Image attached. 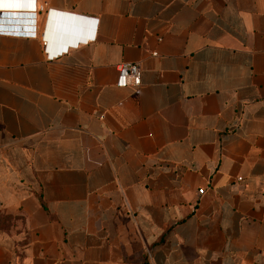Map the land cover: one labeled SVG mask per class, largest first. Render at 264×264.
<instances>
[{
	"label": "crops",
	"instance_id": "1",
	"mask_svg": "<svg viewBox=\"0 0 264 264\" xmlns=\"http://www.w3.org/2000/svg\"><path fill=\"white\" fill-rule=\"evenodd\" d=\"M20 10L35 34H0V264H264V0ZM50 11L91 36L54 39ZM122 61L138 86L115 85Z\"/></svg>",
	"mask_w": 264,
	"mask_h": 264
},
{
	"label": "built area",
	"instance_id": "2",
	"mask_svg": "<svg viewBox=\"0 0 264 264\" xmlns=\"http://www.w3.org/2000/svg\"><path fill=\"white\" fill-rule=\"evenodd\" d=\"M15 2L18 6H15V14L10 16V13L6 12L9 9L6 8V3ZM33 0H0V34H10V35H21V36H33L35 34L34 24L31 17V13H23L20 8H30L32 7ZM94 19L87 21L88 27L83 30H79V38L84 40V38L91 36V27ZM63 43L57 47L48 50L47 56L52 57L57 52L64 49ZM47 49V46H46ZM153 53H155L153 51ZM114 83L116 86H127L132 85L134 87L140 84V66L137 62L122 61L117 64L116 76ZM240 178V177H237ZM204 191L203 187L197 188V193H202Z\"/></svg>",
	"mask_w": 264,
	"mask_h": 264
},
{
	"label": "water",
	"instance_id": "3",
	"mask_svg": "<svg viewBox=\"0 0 264 264\" xmlns=\"http://www.w3.org/2000/svg\"><path fill=\"white\" fill-rule=\"evenodd\" d=\"M91 19L73 13L50 11L47 22V31L51 32L54 39L62 42L73 43L79 38V26L82 21Z\"/></svg>",
	"mask_w": 264,
	"mask_h": 264
},
{
	"label": "bare ground",
	"instance_id": "4",
	"mask_svg": "<svg viewBox=\"0 0 264 264\" xmlns=\"http://www.w3.org/2000/svg\"><path fill=\"white\" fill-rule=\"evenodd\" d=\"M6 8L8 9H14L15 8V6H18V3L16 4L15 2H10V3H6ZM7 12V11H6ZM8 13H10V16H12V15H14L15 13L14 12H8Z\"/></svg>",
	"mask_w": 264,
	"mask_h": 264
}]
</instances>
